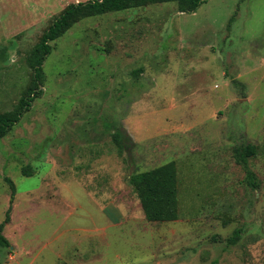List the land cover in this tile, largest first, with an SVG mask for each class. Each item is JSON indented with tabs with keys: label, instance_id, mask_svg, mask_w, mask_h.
<instances>
[{
	"label": "rangeland",
	"instance_id": "rangeland-1",
	"mask_svg": "<svg viewBox=\"0 0 264 264\" xmlns=\"http://www.w3.org/2000/svg\"><path fill=\"white\" fill-rule=\"evenodd\" d=\"M87 1L0 0V114L28 93L43 34ZM51 46L43 95L0 139V223L16 187L0 264H264V0L88 17ZM248 143L259 190L235 156ZM171 162L180 217L149 222L129 178Z\"/></svg>",
	"mask_w": 264,
	"mask_h": 264
},
{
	"label": "trees",
	"instance_id": "trees-1",
	"mask_svg": "<svg viewBox=\"0 0 264 264\" xmlns=\"http://www.w3.org/2000/svg\"><path fill=\"white\" fill-rule=\"evenodd\" d=\"M208 0H90L70 4L43 34L39 43L33 48L28 64L33 69L32 84L28 93L19 100L12 111L0 114V139L7 135L27 113L34 101L43 95L44 80L43 64L52 52L51 43L63 36L76 22L93 16L108 13L123 12L134 8L146 7L152 4L176 3L182 13H194ZM140 72H138L139 74ZM113 142L123 153L126 143L134 145L131 137L122 129H115ZM258 148L248 143L235 150V156L246 173L245 181L253 190L260 189L256 173L249 167V159L256 156ZM24 174L30 175L26 170ZM6 182L11 189L10 206L4 220L0 223V249L10 248L9 240L4 236L5 227L11 222V210L16 195V187L10 178ZM129 183L140 200L145 217L149 222H173L180 217L178 198V172L175 162L167 163L141 173L132 174ZM243 236L242 229H236L227 239V246L237 245Z\"/></svg>",
	"mask_w": 264,
	"mask_h": 264
},
{
	"label": "water",
	"instance_id": "water-1",
	"mask_svg": "<svg viewBox=\"0 0 264 264\" xmlns=\"http://www.w3.org/2000/svg\"><path fill=\"white\" fill-rule=\"evenodd\" d=\"M256 212L257 214L262 215V209L260 208V206L256 208Z\"/></svg>",
	"mask_w": 264,
	"mask_h": 264
}]
</instances>
